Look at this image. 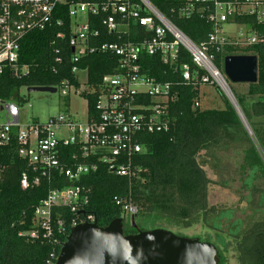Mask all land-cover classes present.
<instances>
[{
	"label": "trees",
	"instance_id": "16d2710c",
	"mask_svg": "<svg viewBox=\"0 0 264 264\" xmlns=\"http://www.w3.org/2000/svg\"><path fill=\"white\" fill-rule=\"evenodd\" d=\"M149 2L195 44L203 41L211 31V23L199 10L193 9L187 15L179 12L186 0ZM61 18L67 25L68 18L65 15ZM98 20L97 16H90L92 26L100 31L97 43L114 41L115 36L106 34L100 22H96ZM226 22L255 33L258 42L245 48L224 46L214 50L208 46L207 51L213 53V63L221 71L222 60L226 55L256 56V82L232 85L224 79L253 138L264 144V24L258 23L251 15L237 11H233ZM59 29L61 28L52 26L29 32L22 38L17 64L27 65L28 70L18 75H13L8 69L0 73V101H23L18 95L21 88L51 86L60 89V83L65 79H68V85L79 87L77 75L70 73L72 63L71 48L67 43L68 34L64 39H54V34ZM142 31V27L131 25L127 37L136 41ZM55 49H59L58 55L62 58L59 63L55 62ZM139 61L143 74L160 82L171 83L176 97L167 106L170 118L168 130L138 135L142 152L133 158V165L139 167L140 179L130 186L126 177L115 175L101 164L97 171L81 176L73 184L87 191L88 203L84 209L86 213L94 215L99 226H105L114 218H123V212L114 203L113 197L124 196L130 188L136 206L135 220L140 216L154 214L187 228L197 216L203 226L210 227L207 226L208 217L216 215L220 209L208 203V188L214 181L199 163L198 156L204 150L220 148L229 140L238 141L241 136L251 142L252 140L222 91L218 90V94L222 97L223 108L201 109L193 106L194 101L199 98L201 85L198 82L195 85L185 82L179 71L163 64L158 55L141 53ZM182 63L188 64L190 73H194L195 65L184 50L180 51L177 60V64ZM75 64L79 70H85L86 85L93 89L92 92L82 93L86 99L87 115L96 116L95 102L101 79L115 71L117 59L105 53L93 52L83 55ZM240 85H245L244 92L238 90ZM16 148L14 137L7 144L0 145V264H47L49 253L54 250L58 254L65 241L71 219L80 214L78 211H70L68 206L55 207L53 216L62 219L58 227L61 231L58 233L54 229L49 238L34 239L29 236V231L35 227V206L45 197L48 189L63 187L70 184V181L52 174L49 179L39 176L38 183L33 184L34 173L18 157ZM251 149L256 154L252 143ZM64 151V156H67L71 151L77 153L78 148L69 145L64 147ZM22 172H26L29 179V185L24 189L19 183ZM138 227L147 230L139 225ZM228 237L233 244L236 264H264V217L253 220ZM193 238L200 240L198 236ZM224 261L223 252L216 247V263L224 264Z\"/></svg>",
	"mask_w": 264,
	"mask_h": 264
},
{
	"label": "built area",
	"instance_id": "2783aa9c",
	"mask_svg": "<svg viewBox=\"0 0 264 264\" xmlns=\"http://www.w3.org/2000/svg\"><path fill=\"white\" fill-rule=\"evenodd\" d=\"M245 8V9H244ZM199 10L211 23V31L198 44L193 43L177 27L167 20L149 0H0V73L6 69L13 75L27 72V65L18 66L19 44L29 32L59 27L54 39H64L71 48L70 73L76 74V62L85 54L101 52L116 57L115 71L102 77L95 102L96 116L79 122L66 115L55 114L44 120L20 121V109L10 100L0 101V145L14 137L16 154L34 173L33 184L40 177L60 175L70 184L48 189L44 198L35 206V227L29 231L31 238H49L60 232L62 219L53 216L58 206H68L78 211L70 228L78 223L93 222L94 215L86 213L87 191L73 184L88 173L97 171L101 164L115 175L127 178L129 186L140 179V169L133 165V158L142 152L138 135L162 133L169 128L168 103L175 99L170 82H160L143 74L139 57L141 53L158 55L160 61L179 71L181 78L195 85L225 84L223 71L213 63V53L207 51L230 46L245 48L256 44L255 33L241 26L231 31L227 18L237 11L251 15L264 24V0H186L179 12L187 15ZM68 18L67 25L61 18ZM90 16H97L106 34L115 36L114 41L97 43L100 31L92 26ZM131 25L143 28L136 41L128 38ZM188 53L195 65L190 73L189 65L177 64L180 51ZM55 62H61L59 49H55ZM85 71V70H84ZM62 87L68 79L61 81ZM227 85V84H226ZM221 90V89H220ZM90 92L93 89H89ZM193 106H199L198 99ZM74 145L78 152L64 156V147ZM20 187H28L26 172L20 175ZM113 201L123 212V219L136 213L130 188L124 196H114ZM56 243L55 239H52ZM58 254L53 250L46 260L54 264Z\"/></svg>",
	"mask_w": 264,
	"mask_h": 264
},
{
	"label": "rangeland",
	"instance_id": "374dc122",
	"mask_svg": "<svg viewBox=\"0 0 264 264\" xmlns=\"http://www.w3.org/2000/svg\"><path fill=\"white\" fill-rule=\"evenodd\" d=\"M228 28L233 32L239 27L231 25ZM77 79L78 88L66 86L55 92H28L26 88L19 89L18 95L23 101H11L19 106L20 121L44 120L48 116L61 114L84 122L86 99L82 93L89 91L86 85V72L78 71ZM245 89V85L238 87L241 92ZM218 90L220 88L215 85H201L199 107L223 108L222 97L218 94ZM3 120L4 114L0 113V121ZM247 135L252 142L241 136L238 141L229 140L220 148L204 150L198 156L199 163L214 181L208 188V203L220 209L216 215L208 217L207 226L210 227L203 226L197 216L194 223L187 228L154 214L140 216L136 218V223L147 230L161 228L181 236L191 238L198 236L200 240L211 242L223 252L224 264H236L233 244L228 236L239 232L253 220L264 217V144L257 142L252 132ZM251 143L257 155L251 151ZM129 226L126 216L123 227L126 230Z\"/></svg>",
	"mask_w": 264,
	"mask_h": 264
},
{
	"label": "water",
	"instance_id": "95a60500",
	"mask_svg": "<svg viewBox=\"0 0 264 264\" xmlns=\"http://www.w3.org/2000/svg\"><path fill=\"white\" fill-rule=\"evenodd\" d=\"M224 77L232 83H254L257 80L255 55H226L222 60ZM245 131L251 133L237 102L220 88ZM56 87L31 86L26 91L55 92ZM54 264H217L216 247L209 241L181 236L153 228L141 230L134 216L124 230L121 217L105 226L96 221L72 226L62 243Z\"/></svg>",
	"mask_w": 264,
	"mask_h": 264
},
{
	"label": "bare ground",
	"instance_id": "6f19581e",
	"mask_svg": "<svg viewBox=\"0 0 264 264\" xmlns=\"http://www.w3.org/2000/svg\"><path fill=\"white\" fill-rule=\"evenodd\" d=\"M220 84H221V87L224 90V92H226L229 95V93H228V86L223 81H221V80H220Z\"/></svg>",
	"mask_w": 264,
	"mask_h": 264
}]
</instances>
